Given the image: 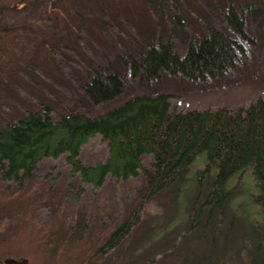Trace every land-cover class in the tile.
Returning a JSON list of instances; mask_svg holds the SVG:
<instances>
[{
	"label": "rangeland",
	"instance_id": "374dc122",
	"mask_svg": "<svg viewBox=\"0 0 264 264\" xmlns=\"http://www.w3.org/2000/svg\"><path fill=\"white\" fill-rule=\"evenodd\" d=\"M224 1L0 0V127L46 106L53 118L68 109L95 116L139 95L171 94V108L178 111L247 106L264 97V22L253 13L245 19L253 43L245 44V55L220 78L193 82L164 74L146 84L140 74L130 76L126 55L134 54L133 47L143 48L150 40L172 34L177 52L183 54L189 36L204 33L201 22L226 33ZM171 7L179 9L184 29L176 30ZM104 65L121 74L124 92L115 100L93 105L80 87L91 68ZM106 157V145L99 136L80 154L81 162L88 165ZM141 159L149 169L151 156ZM198 167L193 166L176 194L171 189L145 203L138 213L139 225L122 251L111 260L106 255L103 262L252 264L253 245L243 225L248 212L238 205H228L219 231L216 224L206 223L207 214L193 224L198 217L195 212L189 223L193 199L187 192L195 188L194 178L203 172ZM250 185L248 177H242L234 193L248 186L236 201L245 200L253 213L257 192ZM77 187L78 180H68L63 157L43 159L21 186L0 181L2 264L5 259H13L14 264L21 259L27 264H94L97 248L138 208L144 178L141 173L119 181L107 176L97 190L84 185L78 198Z\"/></svg>",
	"mask_w": 264,
	"mask_h": 264
},
{
	"label": "trees",
	"instance_id": "16d2710c",
	"mask_svg": "<svg viewBox=\"0 0 264 264\" xmlns=\"http://www.w3.org/2000/svg\"><path fill=\"white\" fill-rule=\"evenodd\" d=\"M236 3L224 1L222 19L226 33L201 22L204 33L189 36L183 54L177 52L172 34L150 40L143 48L133 47L134 54L126 55L130 76L140 74L146 84L164 74L193 82L223 76L245 55V44L254 41L246 30V16L261 15L264 22V0ZM171 8L176 30L184 29L186 23L179 9ZM124 88L121 74L108 65L91 68L80 87L93 105L119 98ZM172 96L165 93L135 96L95 116L68 109L53 118L49 106L29 110L0 127V181L21 186L43 159L63 157L68 180H78L75 196L78 198L86 184L94 191L107 176L119 181L141 173L144 190L138 208L96 250L99 257L94 264H110L102 259L108 255L111 260L122 251L139 225L138 213L145 203L171 189L176 194L193 166H202L201 176L194 178L195 188L187 192L193 199L189 223L195 212L198 217L193 224L207 214L206 223L216 224L219 231L228 205H238L248 212L243 216V225L253 245L252 264H264V97L247 106L178 111L171 108ZM96 136L106 145V159L94 165L82 163V148ZM144 155L152 158L149 169L142 166ZM245 176L257 192L253 196L257 204L253 213L245 200L240 204L236 201H240L238 196L248 186L234 193ZM205 179L209 182L207 187ZM177 210L180 211V206ZM228 223L232 224V220Z\"/></svg>",
	"mask_w": 264,
	"mask_h": 264
},
{
	"label": "water",
	"instance_id": "95a60500",
	"mask_svg": "<svg viewBox=\"0 0 264 264\" xmlns=\"http://www.w3.org/2000/svg\"><path fill=\"white\" fill-rule=\"evenodd\" d=\"M15 261L13 259H5L4 260V264H12L14 263ZM18 264H27L26 260L25 259H21Z\"/></svg>",
	"mask_w": 264,
	"mask_h": 264
},
{
	"label": "flooded vegetation",
	"instance_id": "af4514ba",
	"mask_svg": "<svg viewBox=\"0 0 264 264\" xmlns=\"http://www.w3.org/2000/svg\"><path fill=\"white\" fill-rule=\"evenodd\" d=\"M14 263H15V262H14ZM14 263H13V264H14Z\"/></svg>",
	"mask_w": 264,
	"mask_h": 264
}]
</instances>
